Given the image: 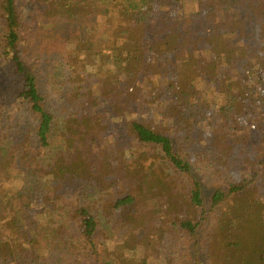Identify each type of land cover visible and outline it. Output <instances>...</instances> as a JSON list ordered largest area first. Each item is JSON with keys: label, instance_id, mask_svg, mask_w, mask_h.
<instances>
[{"label": "trees", "instance_id": "obj_1", "mask_svg": "<svg viewBox=\"0 0 264 264\" xmlns=\"http://www.w3.org/2000/svg\"><path fill=\"white\" fill-rule=\"evenodd\" d=\"M210 1L0 0V264H264V0Z\"/></svg>", "mask_w": 264, "mask_h": 264}, {"label": "rangeland", "instance_id": "obj_2", "mask_svg": "<svg viewBox=\"0 0 264 264\" xmlns=\"http://www.w3.org/2000/svg\"><path fill=\"white\" fill-rule=\"evenodd\" d=\"M206 1H207V2H211L210 0H206ZM3 28H4V27H2L1 30H3ZM4 91H5V92H8V91H6V89H5ZM4 96H5V94H4ZM0 99L4 100V102L7 103L8 106L11 105V104H9V103H11V100H8V101H7L6 97L1 96V94H0ZM242 111H243V110H242ZM242 111H240V112H242ZM7 112H9V113L11 114L12 117H17V116L19 115V112H18L17 108H16V107L13 108V106L9 107V109H7ZM121 151H123V150H121ZM126 153H127V151H126ZM96 197H97V196H95V198H96Z\"/></svg>", "mask_w": 264, "mask_h": 264}]
</instances>
